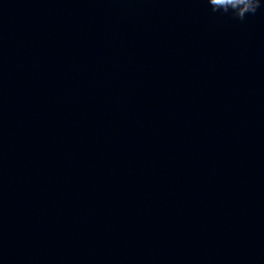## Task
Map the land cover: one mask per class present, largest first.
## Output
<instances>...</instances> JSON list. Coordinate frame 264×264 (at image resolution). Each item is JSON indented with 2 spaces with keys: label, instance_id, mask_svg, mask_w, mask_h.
<instances>
[{
  "label": "water",
  "instance_id": "95a60500",
  "mask_svg": "<svg viewBox=\"0 0 264 264\" xmlns=\"http://www.w3.org/2000/svg\"><path fill=\"white\" fill-rule=\"evenodd\" d=\"M0 264H264V7L0 0Z\"/></svg>",
  "mask_w": 264,
  "mask_h": 264
},
{
  "label": "clouds",
  "instance_id": "9594fccd",
  "mask_svg": "<svg viewBox=\"0 0 264 264\" xmlns=\"http://www.w3.org/2000/svg\"><path fill=\"white\" fill-rule=\"evenodd\" d=\"M213 13L230 15L233 19L244 21L264 7L261 0H207Z\"/></svg>",
  "mask_w": 264,
  "mask_h": 264
}]
</instances>
